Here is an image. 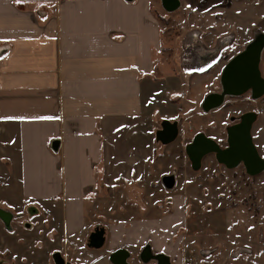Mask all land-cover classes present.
Here are the masks:
<instances>
[{
	"label": "rangeland",
	"instance_id": "374dc122",
	"mask_svg": "<svg viewBox=\"0 0 264 264\" xmlns=\"http://www.w3.org/2000/svg\"><path fill=\"white\" fill-rule=\"evenodd\" d=\"M149 1L162 40L153 75L168 100L156 103L159 117L146 126L153 154L145 177L103 186L87 202L84 229L72 235L60 204L46 209L7 199L10 169L0 159V210L10 215L0 217V264H112L118 249L129 251V264H158L141 260L146 247L170 264H264V172L251 177L243 164L228 169L213 154L196 171L186 154L198 134L225 148L228 129L252 112L253 140L264 159V96L247 93L211 112L202 108L208 95L222 92L227 63L264 36V0H180L175 12L162 0ZM260 70L264 78V51ZM165 120L179 126L168 146L156 141ZM103 230L96 247L91 235Z\"/></svg>",
	"mask_w": 264,
	"mask_h": 264
},
{
	"label": "crops",
	"instance_id": "0c3cea01",
	"mask_svg": "<svg viewBox=\"0 0 264 264\" xmlns=\"http://www.w3.org/2000/svg\"><path fill=\"white\" fill-rule=\"evenodd\" d=\"M161 48L149 0H0L7 199L60 204L74 235L103 186L145 177Z\"/></svg>",
	"mask_w": 264,
	"mask_h": 264
},
{
	"label": "water",
	"instance_id": "95a60500",
	"mask_svg": "<svg viewBox=\"0 0 264 264\" xmlns=\"http://www.w3.org/2000/svg\"><path fill=\"white\" fill-rule=\"evenodd\" d=\"M163 7L168 12H175L181 6L180 0H162ZM264 51V36L257 37L245 50L232 58L225 66L221 76V93L208 95L202 105L205 112H211L220 108L226 98L241 97L251 93L252 98L258 100L264 96V78L260 70L262 53ZM257 120L255 113L249 112L241 117V122L232 126L227 133V148H222L215 140L204 134H198L186 147V154L192 168L199 170L203 160L209 155H215L218 163L228 169L244 165L249 176L255 177L264 172V159L254 143L252 128ZM179 136L177 122L163 121L161 130L156 133V141L164 146L174 143ZM53 150L57 151L56 145ZM10 216L0 210V217ZM103 231H95L91 235V241L97 242L96 247L103 245ZM92 239H95L92 240ZM150 249V248H149ZM148 253L147 250L145 254ZM129 251L118 249L110 256L112 264H129ZM159 264H170L165 255L157 257ZM144 262H148L145 257Z\"/></svg>",
	"mask_w": 264,
	"mask_h": 264
},
{
	"label": "flooded vegetation",
	"instance_id": "af4514ba",
	"mask_svg": "<svg viewBox=\"0 0 264 264\" xmlns=\"http://www.w3.org/2000/svg\"><path fill=\"white\" fill-rule=\"evenodd\" d=\"M241 122V119L236 123V124H234V125H237V124H239ZM234 125H232V126H234ZM231 126V127H232ZM230 127V128H231ZM229 128V129H230ZM228 129V130H229ZM159 130H161V128L160 129H158L157 131H159ZM156 131V132H157ZM225 148H227V146L225 147ZM225 167V166H224ZM169 182H168V184L170 185V186H173V184L171 185V182H170V180H168ZM6 218H8V216H5ZM6 221H9V220H7L6 219ZM147 250V252L148 253H146L145 254V251ZM159 255H154L153 253H152V251H151V249H149V247H146L144 250H143V252L141 253V255H140V258H141V260L142 261H144L143 260V258L145 257L146 259H148L147 261L149 262V261H155V262H157L158 264H159V262H158V259H157V257H158ZM169 258V257H168Z\"/></svg>",
	"mask_w": 264,
	"mask_h": 264
},
{
	"label": "bare ground",
	"instance_id": "6f19581e",
	"mask_svg": "<svg viewBox=\"0 0 264 264\" xmlns=\"http://www.w3.org/2000/svg\"><path fill=\"white\" fill-rule=\"evenodd\" d=\"M174 123V122H173Z\"/></svg>",
	"mask_w": 264,
	"mask_h": 264
}]
</instances>
